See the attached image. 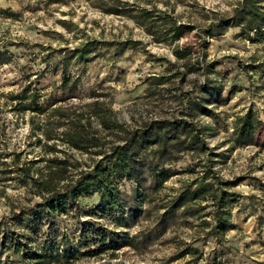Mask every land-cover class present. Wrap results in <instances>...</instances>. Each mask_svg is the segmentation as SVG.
Wrapping results in <instances>:
<instances>
[{"label":"rangeland","instance_id":"374dc122","mask_svg":"<svg viewBox=\"0 0 264 264\" xmlns=\"http://www.w3.org/2000/svg\"><path fill=\"white\" fill-rule=\"evenodd\" d=\"M123 1H129L136 9L162 10L161 13L164 11L179 23L193 24L196 28L171 44L157 43L135 18L106 12L105 7L114 0H0V49L7 47L13 53L11 63L0 66V239L8 230L32 249H39L44 240L50 241L58 258L42 264H197L191 254L182 256L187 244L202 252L198 264L213 258L221 264H264V125L255 144L231 149L228 143L237 115H243L251 108L264 121V41L254 42L248 36L240 35L239 26L229 27L219 36L205 34L209 24L220 16H230L241 0ZM155 14L159 16L157 11ZM200 35H206L207 47ZM87 38L134 39L141 44L120 55L115 53L114 47L103 48L98 56L85 64L69 62L67 70L71 75H80L81 82L76 96L62 104H84L93 99L94 91L105 92L126 128L172 117L180 105L181 94L207 77L222 83L225 102L210 106L217 116L196 118L199 123L213 127L206 141L220 155L215 158V171L224 179L241 178L234 187L240 196L232 204L236 228L229 230L222 242L218 243L214 238L204 241L195 221L192 225L183 222L185 219L192 221V218L180 217L162 232L149 216L154 214L145 213L152 209L147 199L141 201L140 211L125 208L123 218H120L121 211L111 215L100 211L81 213L79 219L59 214L52 216L54 225L45 216L38 217L36 210H25L33 207L41 197L21 186L18 166L35 161L34 168L43 169L47 163L45 159L53 154H45L42 143L46 140L40 130L37 135L31 131L30 119L34 117L41 124L44 115L15 110L19 100H12L10 94L21 93L26 88L36 92L37 101L45 107L56 99L65 98L56 89L62 79V70L56 61L61 56L59 49L75 47ZM185 46L192 47L190 61H199L196 67L200 68L154 87L148 81L149 77L175 72V67L173 71L167 70L168 63L164 59L176 62L180 71H187L185 61L177 59L173 53L175 47ZM208 64H214L211 73L207 71ZM94 125L102 129L98 121H94ZM105 135L106 140L113 139L107 132ZM58 148L72 152L83 167L90 161V155L84 151L62 144ZM17 153H20V161L14 163ZM58 155L63 157V153ZM198 159L193 153L182 154L172 165L175 172L164 186L178 189L183 182L194 178L196 172L188 169ZM150 185L149 181L144 184L142 192L146 195H152ZM130 188V183L121 185L122 190L130 191ZM170 191L166 189L161 194ZM86 203L89 201H82V205ZM85 220L107 231L106 243L115 237L118 240L115 244L122 243L123 246L96 255L85 254L86 249H96L100 245L86 241L92 236L84 235ZM64 233L78 250L75 258H70L69 252L63 250ZM129 239L131 242H127ZM87 242L90 245L87 246ZM0 252L2 264L29 263L19 260L12 251Z\"/></svg>","mask_w":264,"mask_h":264},{"label":"trees","instance_id":"16d2710c","mask_svg":"<svg viewBox=\"0 0 264 264\" xmlns=\"http://www.w3.org/2000/svg\"><path fill=\"white\" fill-rule=\"evenodd\" d=\"M114 1L105 7L106 12L135 18L157 43L171 44L196 28L193 24L179 23L164 11L161 13L162 10L159 9H136L129 1ZM156 11L159 16H155ZM233 26L241 27L240 35L248 36L254 42L264 41V0L239 1L230 16L218 17L209 24L205 34L210 37L219 36ZM206 35H200L205 47L208 46ZM139 44L141 41L134 39L115 41L87 38L75 47L66 46L59 49L61 56L56 61L61 67L62 79L56 84V89L64 94L65 98L56 99L47 107L37 101L36 92H30L26 88L21 93L10 94L12 100H19L15 110H30L36 115H44L41 124L36 122L34 117L30 119L31 131L37 135L40 130L46 140L42 143L45 154H53L45 159L47 163L43 169L34 168L37 163L35 161L18 166V181L21 186H26L41 197L33 207L25 210H36L38 217L45 216L54 225L52 216L59 214L72 215L79 219L81 213L86 215L100 211L111 215L121 211L120 218H123L125 208L140 211L141 201L147 199L152 209L145 213L154 214L149 216L155 220V227L162 232L180 217L192 218V221L185 219L183 222L192 225L195 221L204 241L214 238L220 243L229 230L236 228L232 217V204L240 196L234 187L239 184L241 178L224 179L215 171V158L220 155L216 148L210 147L206 141L212 134L213 127L196 121L199 116L215 118L217 114L210 106L225 102L224 87L218 79L207 77L204 82L194 84L189 91L183 92L180 105L172 117L145 121L135 128H126L123 125L105 92L94 91L91 95L93 99L84 104H62L76 96L81 82L80 75H71L67 70L69 62L85 64L98 56L103 48L114 47L115 53L120 55ZM191 49V46L173 49L177 59L185 61L186 72L180 71L176 62L164 59L168 63L167 70L173 71L175 67V72L169 75H155L149 77L148 81L150 80L154 87H160L169 83L174 76H185L188 72L200 68L196 67V64H200L199 61H190ZM12 60L13 53L9 48L0 49V66L9 64ZM213 65L208 64L209 73L213 72ZM27 100L30 102L25 103ZM94 121H98L102 129L96 128ZM263 125L264 121L251 108L243 115H237L232 137L228 140L231 149L255 144ZM104 132L113 139L106 140ZM37 141L42 142L40 138ZM49 141L54 143L49 144ZM59 144L88 153L90 161L83 167V163L76 159L72 152L65 148L59 149ZM59 152L63 153V157L58 155ZM185 153L196 154L199 158L194 166L188 169L189 172H196L195 177L183 182L178 189L167 188L164 184L175 172L171 168L172 165ZM19 161L20 153H17L14 163ZM148 181L151 183L152 195L142 192L144 184ZM125 182L131 184L130 191L121 189ZM166 189L172 191L162 195L161 191ZM95 197L97 199H94ZM83 200L89 203L82 205ZM84 223V235L92 236L86 241L100 243L96 249H86L85 254L96 255L109 248L118 249L123 246L122 243L116 245L118 240L111 237V234V242L106 243V230L90 220H85ZM3 234L0 250L12 251L19 256V260L29 261L27 264L51 263L54 258H58L55 255L57 250L48 240L42 241L39 249H32L8 230ZM127 242H131V239ZM62 245L63 250L69 252L70 258L76 257L78 250L68 240L67 233L63 235ZM86 245H90V242ZM181 254H191L193 262L197 264L198 259L203 256L198 247L190 244L186 245ZM201 264L221 262L213 258Z\"/></svg>","mask_w":264,"mask_h":264}]
</instances>
